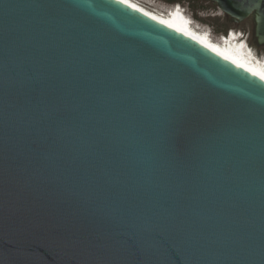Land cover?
Instances as JSON below:
<instances>
[{"label":"water","instance_id":"water-1","mask_svg":"<svg viewBox=\"0 0 264 264\" xmlns=\"http://www.w3.org/2000/svg\"><path fill=\"white\" fill-rule=\"evenodd\" d=\"M235 22L264 0H205ZM116 0H0V264H264V81Z\"/></svg>","mask_w":264,"mask_h":264},{"label":"rangeland","instance_id":"rangeland-1","mask_svg":"<svg viewBox=\"0 0 264 264\" xmlns=\"http://www.w3.org/2000/svg\"><path fill=\"white\" fill-rule=\"evenodd\" d=\"M141 3L144 7L165 14L168 11L170 13L182 14L180 9L176 11L173 9L176 5H179L182 9L186 11L188 19L190 18L196 27H200L205 34L210 35L211 39L215 41H221L223 45L230 43H238L236 33L241 32L244 35L245 41L239 44L244 47L246 52L256 57L257 59H264V44L259 47L254 43L255 41V20L254 17L243 22H235L228 16H226L213 2H207L205 0H177V2L169 3L166 0H136ZM173 9V10H172ZM227 31L231 34L226 35V39L222 38V31ZM222 38V39H221ZM247 44L250 48L247 47Z\"/></svg>","mask_w":264,"mask_h":264},{"label":"bare ground","instance_id":"bare-ground-1","mask_svg":"<svg viewBox=\"0 0 264 264\" xmlns=\"http://www.w3.org/2000/svg\"><path fill=\"white\" fill-rule=\"evenodd\" d=\"M143 14L157 20V21H166V26L169 24L171 25L170 28L174 29L178 32L190 37L191 39L213 49L214 51L236 61L237 63L253 70L254 72L264 75V59L260 60L256 57H253L249 55L246 52L245 45L244 47L241 45L239 47L238 43H230L223 45L221 41H215L211 39L210 35L208 36L203 32V30H200V27H196L195 23L192 22L190 19H188V16L183 13L182 14H176V13H165L161 14L155 11H152L146 7H144L141 3L137 2L136 0H128V3L126 4ZM169 27V26H168ZM233 32V31H232ZM240 32H238L239 34ZM229 37V33L226 34ZM226 36L223 35L222 38H225ZM221 38V39H222Z\"/></svg>","mask_w":264,"mask_h":264},{"label":"snow or ice","instance_id":"snow-or-ice-1","mask_svg":"<svg viewBox=\"0 0 264 264\" xmlns=\"http://www.w3.org/2000/svg\"><path fill=\"white\" fill-rule=\"evenodd\" d=\"M116 2L117 3H120V4H127L128 3V0H116ZM160 23H162V24H165V23H167L166 21H160ZM169 27H171V25L169 24L168 25ZM177 31H179V29H177ZM249 71H252L251 69H249ZM252 74L255 76V75H257V73L256 72H252ZM260 79L262 80V81H264V75H261L260 76Z\"/></svg>","mask_w":264,"mask_h":264},{"label":"clouds","instance_id":"clouds-1","mask_svg":"<svg viewBox=\"0 0 264 264\" xmlns=\"http://www.w3.org/2000/svg\"><path fill=\"white\" fill-rule=\"evenodd\" d=\"M178 9H180V6H178ZM180 10H182V12L184 13V14H186V11L184 10V9H180ZM190 19V18H189ZM191 20V19H190ZM192 21V20H191ZM236 37H239V38H242V41L243 42H246L245 41V38H244V35L240 32L239 34H238V32L236 33ZM247 43V42H246ZM247 47L248 48H250L249 46H248V44H247Z\"/></svg>","mask_w":264,"mask_h":264},{"label":"trees","instance_id":"trees-1","mask_svg":"<svg viewBox=\"0 0 264 264\" xmlns=\"http://www.w3.org/2000/svg\"><path fill=\"white\" fill-rule=\"evenodd\" d=\"M166 1L169 2V3L177 2V0H166ZM221 33H222L223 35H225V36H226V34H228L226 30H225V31H222Z\"/></svg>","mask_w":264,"mask_h":264}]
</instances>
